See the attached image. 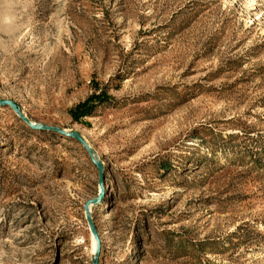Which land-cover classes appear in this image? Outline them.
<instances>
[{"label":"rangeland","instance_id":"1","mask_svg":"<svg viewBox=\"0 0 264 264\" xmlns=\"http://www.w3.org/2000/svg\"><path fill=\"white\" fill-rule=\"evenodd\" d=\"M0 100L102 161L99 264H264V0H0ZM99 189L0 107V264H92Z\"/></svg>","mask_w":264,"mask_h":264},{"label":"water","instance_id":"2","mask_svg":"<svg viewBox=\"0 0 264 264\" xmlns=\"http://www.w3.org/2000/svg\"><path fill=\"white\" fill-rule=\"evenodd\" d=\"M0 107H9L14 113L19 117L21 121H23L27 126H29L33 130H46L51 132H57L63 136L69 137L79 143L87 152L90 157L93 165L97 168L98 171V185L100 193L98 197L87 201L84 205L85 218L91 233L92 238L96 243V249L92 256V264H99V256L101 251V240L98 234V230L95 226L94 220L91 215L92 206L98 205L104 197L105 189H104V165L102 161L97 157L96 153L92 150L87 141L76 131H66L59 127H49L46 125H42L39 123H33L28 117H26L21 109V107L11 100H0Z\"/></svg>","mask_w":264,"mask_h":264},{"label":"trees","instance_id":"3","mask_svg":"<svg viewBox=\"0 0 264 264\" xmlns=\"http://www.w3.org/2000/svg\"><path fill=\"white\" fill-rule=\"evenodd\" d=\"M93 99H97V97H93ZM101 99V98H99ZM89 104H83V105H80L79 107H77L74 111H73V116L75 117V119H78L80 117H83L85 116V114H87L88 112V108H89ZM88 109V110H87Z\"/></svg>","mask_w":264,"mask_h":264},{"label":"bare ground","instance_id":"4","mask_svg":"<svg viewBox=\"0 0 264 264\" xmlns=\"http://www.w3.org/2000/svg\"><path fill=\"white\" fill-rule=\"evenodd\" d=\"M251 2H255V0H251ZM93 239V238H92ZM92 244H93V254H94V252H95V249H96V243H95V241H94V239L92 240Z\"/></svg>","mask_w":264,"mask_h":264}]
</instances>
